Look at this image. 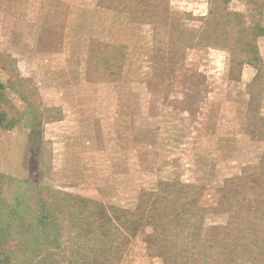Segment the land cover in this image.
Segmentation results:
<instances>
[{"label": "rangeland", "instance_id": "rangeland-1", "mask_svg": "<svg viewBox=\"0 0 264 264\" xmlns=\"http://www.w3.org/2000/svg\"><path fill=\"white\" fill-rule=\"evenodd\" d=\"M0 113V264H264V0H0Z\"/></svg>", "mask_w": 264, "mask_h": 264}, {"label": "trees", "instance_id": "trees-1", "mask_svg": "<svg viewBox=\"0 0 264 264\" xmlns=\"http://www.w3.org/2000/svg\"><path fill=\"white\" fill-rule=\"evenodd\" d=\"M4 120V114L0 113V122L2 123V121ZM165 213V211H164ZM152 216V215H151ZM152 217H155V216H152ZM165 218H167V216H164ZM166 221L162 222V225L165 224ZM162 238V236H159Z\"/></svg>", "mask_w": 264, "mask_h": 264}]
</instances>
